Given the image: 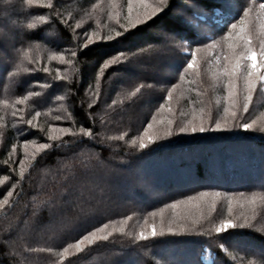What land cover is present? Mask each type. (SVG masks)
<instances>
[{
  "label": "trees",
  "instance_id": "obj_1",
  "mask_svg": "<svg viewBox=\"0 0 264 264\" xmlns=\"http://www.w3.org/2000/svg\"><path fill=\"white\" fill-rule=\"evenodd\" d=\"M195 1V6L207 14V27L216 31L217 39L231 30L235 18H226L220 25L209 22L215 17L217 2ZM57 3L52 0L54 7L49 8L47 4L28 5L25 0H16L9 2L10 9L0 7V264H203L199 255L204 246L214 255L212 264H262V198L255 199L256 209L247 206L250 211L239 218L238 224L247 220L251 228L221 234L213 230V219L205 221L203 215L193 218L194 222L183 218L180 227H166L162 214H187L178 205L191 201L188 198L200 192L264 195V163L260 166L264 162V136L248 133L255 138L249 143L260 142L261 148L257 156L248 149L247 154L254 158L246 161L243 151L238 152L242 147L235 144L246 134L240 130H221L209 136L174 133L161 137L149 149L139 150L140 138L149 123L158 120V128L163 129L168 119L175 120L177 112H182L175 102L176 95L168 98L167 85L173 86L176 76L163 77L169 70H183L182 60L176 65L181 43L187 40L186 35H181L186 34L182 23L167 12L156 21L122 31V36L88 41V28L74 27V14L65 12L63 4ZM46 14L48 21L35 19ZM29 23L35 28L28 29ZM157 32H180V39H159ZM40 49L44 54L38 55ZM27 50L32 51L26 53ZM121 52L131 59L114 63ZM50 53L62 54L66 61L59 63L51 58L47 62L45 55ZM203 76L195 78L192 93L179 99L186 108L187 101L194 102L199 96L212 103L208 94L211 90L206 86L209 83ZM141 84L145 87L131 95ZM28 119H32L31 126L25 123ZM50 127H66L70 132L50 139ZM81 127L91 130L93 136L83 135ZM125 133L123 141L107 139ZM230 136L233 139L226 145L213 147L218 138ZM31 142L49 143L52 147L38 150L22 168L20 160L26 158L22 145ZM224 150L235 156L215 160L214 156L222 157ZM90 157L94 171L81 163ZM96 157L107 168L96 165ZM198 157L200 160L195 159ZM101 175L108 181H101ZM190 175L193 180L187 181ZM109 186L115 189L111 194ZM101 187L105 189L103 197ZM9 190L13 191L11 197H7ZM5 198L7 204H3ZM47 202L61 206L55 220ZM172 204L176 207H170ZM105 224L106 229L96 231ZM150 225L166 235L138 242V233L150 234ZM169 228L182 234L170 235ZM93 231L95 242H90L91 238L84 241L80 245L83 251L69 247ZM109 232L113 235L108 241L100 240ZM220 243L225 244L226 251L219 247ZM182 246H190L191 250L180 251ZM41 248L52 251L41 252ZM185 252L189 253L184 255Z\"/></svg>",
  "mask_w": 264,
  "mask_h": 264
},
{
  "label": "rangeland",
  "instance_id": "obj_2",
  "mask_svg": "<svg viewBox=\"0 0 264 264\" xmlns=\"http://www.w3.org/2000/svg\"><path fill=\"white\" fill-rule=\"evenodd\" d=\"M11 1L16 3V0H0V7H7V9H10L11 4H8L9 2L11 3ZM57 1V4H63L62 7H64L65 12L69 10L72 14H74V27H76L77 25H81L84 28H88L86 33L88 34V37H91L88 41H90L91 39L95 40L100 37H117L116 32L125 31V29L133 27L134 24H145L151 21H156L158 18H161V15L167 12L172 13L175 18H178L180 23H182V25L185 27L186 34L182 32L181 35H186L187 40L181 43L182 49H180V53L177 56L176 62L177 65L179 61H183L182 72L178 73L174 69L164 73L163 68L165 67L162 66L161 69L164 73V78L168 76H176L174 80L175 84H172L173 86H171V84H168L167 89L168 92L171 91L172 95H176L177 99L175 102H178V104H180L179 106L182 112H177V118L175 120L168 119L163 129L158 128V120L153 122L152 128L147 129V132H145L144 135L141 136L143 142L147 141L149 137H152L153 139L157 136H159V138L165 137L166 132L169 129H171L173 133L178 134L179 126H182L188 123L189 121L195 123L196 125H199L201 121H203L204 125L208 127L212 123V121H210L209 119V116L211 115L212 120H219L221 122L222 129H231L227 131L240 130L241 132L246 133L245 135L242 134L243 138H240L238 142H235V144H238L242 147L241 150L238 149V152L241 153L243 151V161L249 160L250 158H254L252 154H247L248 149L250 152L255 154V156L259 154L258 147L261 148L260 142H256L257 144L255 145L250 144L249 141L255 138L249 137L248 133H255L256 135H260L261 137L264 136V132L259 131L260 128L264 127V92L260 90V85L258 84L256 91L253 93V98L251 104L249 105V110L247 113H245L243 105L245 103L244 97L246 95V92L244 87L243 76H240L237 80V88L235 90L236 96L233 99H229L226 88L228 80L223 75V68L224 66H226L227 62L223 59V57L225 55H232V50L228 47L229 44H234V46H238L237 50L240 52L246 50L244 49L242 42L238 39V36L241 34V27L244 28V33L250 36V38L252 39V47L254 48V50L259 52L261 42L264 41V9L259 7V5L261 4L260 2H255L252 0H212L214 2H217L219 6L214 8L213 11L215 17L211 18L212 21L211 19H209L210 23H216L217 25H220L224 23L226 18L230 17L232 19L235 18L232 24H237L236 29L231 28L230 30L233 33L231 38H226L229 33L228 31L220 39H217L215 37L216 31L207 27V14H204L203 10L195 6V0H169V4L165 8V10L155 15L151 20H148L146 15V13L151 11V9H145L141 4L136 2L132 4V12L129 18L128 0H114V2L113 0ZM149 3L153 4L154 0H149ZM40 4H47V0H42V3ZM52 7H54L53 4ZM246 10H250L247 17L244 16V12ZM222 14L224 15L223 17ZM65 16L67 18L72 17L71 15L67 14ZM44 17L45 19L43 21H41L39 17L35 19L39 22L49 20V14L44 15ZM138 18L139 21L146 22H139ZM241 19L245 21L243 26L239 23ZM1 33L3 34V31ZM1 33L0 36L2 35ZM178 33L180 32H175L173 34L167 35L163 32H157V35L159 36V39H164L168 41L171 39L173 40L176 36H178ZM193 43L197 44L194 45ZM209 45H211V47H209ZM31 51L32 50H27L26 53H30ZM192 51L196 52V60L194 65L195 68L187 69L186 61L188 59H191V57L190 55H186V53H190ZM41 52L42 54H44V52L40 49L38 51V55H41ZM45 56L47 62H49L51 58H55L57 61H59V63H63L66 61V57L62 54L50 53ZM198 65L200 66V69L196 67ZM198 73L203 74V80L209 83L206 86L209 87L208 89L211 90V92H208V94H210V97L212 98V101L210 100V102L212 103H208V98L207 102L204 96H199V99L194 102L191 100L187 101L188 107L186 108L184 106L185 104H182L180 100H182V98H186V95L188 93H192L194 91V89H192V85L195 82V78L199 76ZM117 76L118 75H116V77ZM226 107L229 108V111L227 113L224 111ZM231 112L237 113L235 119L232 118ZM253 120L256 121V124L253 126L254 130L245 131L243 128L235 127V125L251 123ZM169 121H172V123L170 124ZM63 129L68 128L50 127L48 129L49 137L55 138L62 134H65L66 132L63 131ZM216 132L218 131H209L204 133L207 134L206 136H209L208 133L215 134ZM232 139L233 138L231 136L218 138L216 145L214 144L213 147H222V145H226V143L230 142ZM208 142H204L203 144L209 146L210 143ZM38 145L39 144H35L34 142L22 145V153L26 155V158L23 159L24 165L22 166V168L25 167L27 161H30V157L35 155V153L40 150L38 148ZM227 152L226 150L223 151V153L225 154ZM203 154L201 155L202 157ZM225 154H222V157L214 156V159L220 161L219 159H222L224 157L226 159H232L235 156V154L234 156L230 155L231 157L228 155V153L226 155ZM236 155H238V153ZM195 159L200 160V157ZM263 163L264 162H260V166H263ZM160 170L161 169H158V172H160ZM186 179L187 181H192L193 177L190 175L189 177H186ZM192 183L194 185L195 182ZM208 193L209 195L206 197L191 200L189 202L184 201L183 203H180V205L178 206L180 209L183 210L182 212H187V214L183 213V216H179V214L175 212H167L162 214V219L166 227L171 225L180 227V225H182L183 218L194 222L193 218L198 219L199 216L203 215L202 218H204L205 221H208V219L210 218L213 219L211 220V223L215 225L213 230L216 232V229L220 227L222 222L226 220L231 219L233 223L238 224L239 218L241 216H244L245 213L248 214V211H250L247 206L252 208L255 207L256 209L255 203L257 202L255 199L262 198V200H264V195H258V197H248L249 194H221L219 197H216L211 195L210 192ZM198 194L196 196H198ZM149 196L148 198L151 199V195ZM153 196L156 197V195ZM218 201L221 202L218 204ZM229 209H231V211H229ZM236 212L238 213L237 216ZM256 213H259L258 210L255 212V214ZM151 227L152 225H150V231ZM192 227L194 226H187V228L189 229H191ZM262 229L264 230V223L262 224ZM250 247L252 248V246ZM190 248V246H185L181 248L182 250L180 251H190ZM188 253L189 252H185L184 255ZM213 257L214 255L212 254L211 250L208 247L204 246L202 253H200L199 255V260L203 264H212Z\"/></svg>",
  "mask_w": 264,
  "mask_h": 264
},
{
  "label": "snow or ice",
  "instance_id": "obj_3",
  "mask_svg": "<svg viewBox=\"0 0 264 264\" xmlns=\"http://www.w3.org/2000/svg\"><path fill=\"white\" fill-rule=\"evenodd\" d=\"M25 2L28 5H33V4H40L42 3V0H25ZM114 2V0H113ZM136 2L141 4L145 9H151V11L147 12V19L151 20L155 15H157L160 12H163L165 10V8L168 6L169 4V0H154L153 4L149 3V0H128V13H129V18L131 16V12H132V4ZM47 7L51 8L52 7V0H47ZM260 8L264 9V3H261L259 5ZM250 10H246L244 12V16L247 17L249 14ZM39 19L41 21H43L45 19L44 16H39ZM139 21V18H138ZM139 22H146V21H139ZM240 25H244L245 21L243 19H241L239 21ZM70 26V25H69ZM136 25L134 24L133 27H135ZM77 27H79V25H77ZM28 29H33L35 28V24L33 23H29L27 25ZM232 29H236L237 28V24L233 23L231 25ZM125 31H127V29H125ZM240 35L238 36V39L242 42V45L244 47V49H246L243 52L238 51V46H234V44H229V49L232 50V55L231 56H227L225 55L223 57V59L227 62L226 66H224L223 68V75L227 78L228 83H227V94H228V98L229 99H233L236 96V88H237V80L240 76H243L244 79V87H245V92L246 95L244 97L245 103L243 105V109L244 112L247 113L249 110V105L252 102V98H253V93L256 91L257 85H260V90L262 92H264V41L261 42V46H260V50L259 52L254 50V48L252 47V39L250 38V36H248L247 34L244 33V28L241 27L240 29ZM123 32H116V36H122ZM233 35V33L231 31H229L228 36L226 38H231ZM89 39L91 37H88ZM85 47H87V45H85ZM209 47H211V45H209ZM73 56H76L77 53L76 52H72ZM136 53H133V56H135ZM186 55H190L191 59H188L186 61V67L187 69H192L195 65V60H196V52L192 51L190 53H186ZM131 58L130 57H126L125 54L123 52L119 53L115 58H114V63H127ZM219 59V58H218ZM70 63V61H69ZM45 71H47V69H45ZM183 78V77H181ZM145 87V85L141 84L139 87H137L135 89V92H133L131 95L135 96L136 93H139L141 91V89ZM149 88L152 87V85H148ZM35 95H39V93H35ZM171 91L168 92V98H171ZM59 99H62V97H59ZM23 101H17V103H22ZM5 103H7V101H5ZM113 105L116 104V101L114 100L112 102ZM89 107H91V105H89ZM224 111L227 113L229 111V108H225ZM13 115H15V112H13ZM40 113L37 112L36 116H39ZM231 116L233 119L236 118L237 113L236 112H231ZM21 120H23V117H20ZM32 119H35V117H33ZM32 119H28L25 121V123L29 126L32 125ZM57 120L60 119L59 116L56 117ZM210 121H212L211 125L206 127L203 123V121H201V123L199 125H196L195 123L189 121L188 123L179 126L178 128V134H195V133H204V132H209V131H221V130H231V129H222L221 128V122L219 120H212L211 115L209 116ZM169 123L171 124L172 121H169ZM256 124V121L253 120L251 123H243V124H239V125H235V127L237 128H243L245 131H249V130H254L253 126ZM152 128V124L149 123L147 125V127L145 128V132H147V129ZM63 131H65L66 133L70 131V129H63ZM260 132H264V127L259 129ZM80 132L88 137H92L93 133L91 130L89 129H85L84 127L80 128ZM72 135H76L75 133H72ZM125 135H127V133H125L124 135H120V136H110L107 137L108 140H121L123 141L125 138ZM174 135V133L172 132L171 129L167 130L166 132V136L170 137ZM51 139V138H50ZM141 139V142L139 143V150H145V149H149L150 145H156L157 141L160 139L159 136H157L155 139H153L152 137L148 138V143H144L143 139ZM133 146H135V141L132 142ZM59 147V145H57ZM52 147V145H50L49 143H41L38 145V148L42 151L44 150H48ZM15 150V149H14ZM33 159H35V157H33ZM93 158L90 157L88 160L86 161H81V163L84 165L85 169L90 170V171H94V167H93ZM96 161V165L102 167V168H107L106 165H104V162L99 160L98 157L95 158ZM24 163L23 159L20 160V165L22 166ZM108 171H112L110 168L108 169ZM5 179H7V177H5ZM99 179L101 181H108V178L106 176L101 175L99 177ZM15 187V185H13V188ZM108 192L111 194L112 192L115 191V189L111 188L109 186V188L107 189ZM105 192V189L103 187H101V196L103 197ZM13 195V191L9 190L7 192V197H11ZM209 193L208 192H200L198 194V196H192L189 197V200H195L198 198H203L208 196ZM211 195L219 197L221 195L220 192H215L212 193ZM8 200L7 198L4 199L3 204H7ZM2 206V205H0ZM46 207L49 210L52 218L55 220L56 218V214L61 210V206L57 205L54 202H47L46 203ZM170 207L175 208L176 204H172L170 205ZM81 211H84L83 209H81ZM229 211H231V209H229ZM35 215V213H34ZM152 216H155L156 213H151ZM127 219H131V217H128ZM145 223H147V221L145 220ZM108 227L107 224H105L103 226V228L101 229H97L96 231H103L104 229H106ZM251 228L252 225L249 224L247 222V220H245L244 223H240V224H235L232 222L231 219L226 220L224 222H222L221 226L218 227L216 229L217 234H221V233H227L229 230L231 229H243V228ZM96 231L90 232L87 235H84L80 240H78L74 245H70L69 247H75L77 249H79L80 251H83V249L80 248V245L84 243V241H89L91 238L90 242H95V236H96ZM168 234L170 235H174V236H178L181 235L182 233H176L173 232L171 228L168 229ZM188 234H192V233H188ZM198 235H203V233H196ZM113 235L112 232H109L107 235H103L100 237V240L102 241H108L109 238ZM166 235V233L161 230L159 233L156 230L155 225H152L151 227V231L150 234H145L144 231H140L137 235V241H149L151 240H155L158 237L162 238ZM219 247L221 249H224L225 251L227 250L226 246L224 243H220ZM39 251L43 252V251H48L51 252V249H44L41 248L39 249ZM64 251L67 252L68 248H64ZM262 264H264V262H262Z\"/></svg>",
  "mask_w": 264,
  "mask_h": 264
}]
</instances>
